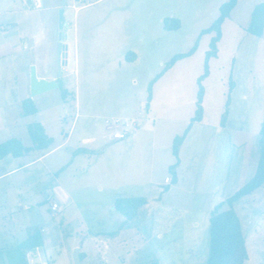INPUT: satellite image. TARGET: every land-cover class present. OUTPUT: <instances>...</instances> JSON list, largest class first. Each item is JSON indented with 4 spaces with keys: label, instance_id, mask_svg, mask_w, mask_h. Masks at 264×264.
<instances>
[{
    "label": "rangeland",
    "instance_id": "obj_1",
    "mask_svg": "<svg viewBox=\"0 0 264 264\" xmlns=\"http://www.w3.org/2000/svg\"><path fill=\"white\" fill-rule=\"evenodd\" d=\"M226 1L90 0V5L78 8L74 0H46L47 5L65 8V29L71 40L76 34L69 69L76 71L77 79L69 85L62 82L61 87L69 91L65 103L63 88L51 90L45 106L49 114L60 110L63 118L51 123L49 132L60 141L63 132L73 130L67 148L60 153L78 147L87 153L94 150L78 155L62 176L65 192H61L63 201L59 200L67 207L60 219L64 233L70 234L65 245L71 264H75L73 255L78 246L82 264H149L156 259L160 264L206 261L210 212L223 201L222 195L228 198L233 187L244 182V171L240 175L236 170L238 144L251 138L255 145L264 116V35L255 36L246 29L255 5L264 0H239L232 20L224 26L217 55L207 59L213 34H202V30L218 18L220 6ZM58 11L49 10L42 16L48 22L47 44L39 51L44 49L51 57V72H55L58 57ZM172 18L179 19L180 28H165L164 20ZM195 46L191 55L163 72L173 56ZM90 47L94 54L88 62ZM131 50L136 51L139 60H125ZM206 64L209 75L202 85L207 93L208 121L219 124L223 117V127L212 135L207 168L193 196L213 193L212 209L197 212L158 203L147 227L143 211L135 219H125L116 209L117 199L151 195L154 169V182L166 181L163 164L172 155L169 150L175 136L185 131L195 115L199 78ZM72 92L81 104V115L75 121ZM64 109L68 115L63 114ZM111 117L134 119L139 126L125 138L114 140L105 122ZM237 130L242 131L243 140ZM87 136L94 142L83 144ZM35 167L45 172L41 163ZM43 175L46 183L49 177ZM70 200L73 202L67 204ZM43 208L48 215L46 206ZM235 209L246 238V264H264V186L237 201ZM11 215L0 208V264H19L20 254L23 256L8 233ZM60 264L67 262L62 260Z\"/></svg>",
    "mask_w": 264,
    "mask_h": 264
},
{
    "label": "crops",
    "instance_id": "obj_2",
    "mask_svg": "<svg viewBox=\"0 0 264 264\" xmlns=\"http://www.w3.org/2000/svg\"><path fill=\"white\" fill-rule=\"evenodd\" d=\"M90 3L80 6L75 5L74 7L81 8L90 5ZM60 7V5H47L46 0H0V145L13 141L16 146L13 152L0 157V183L1 181L4 182L0 186V208L12 214L8 233L13 237V244L16 245V249L23 253V256L20 254L19 264L24 262L25 264H39L36 261L42 259V256L38 251L34 252V248H38L40 245L44 246L47 257L46 263L40 264H60L62 260L66 261L67 264H71L70 260L68 261L65 245V239L70 234L64 233L63 220L60 219L61 213L67 207L66 204H61L59 200L63 201L61 192H65L62 176L67 165L73 164L78 155L87 152L78 147L60 153V150L67 148L73 130L70 129L68 133L63 132V139L57 141L56 136L49 132V128L51 123H56L63 117L60 110L49 114V109L45 106L52 91L32 95L30 82L32 65L36 67L39 78L56 79L60 83L59 87H61L63 81L65 85H69L72 80L76 82V71L73 74L69 69V63L72 59V41L76 40V34L71 40L64 26L65 39L62 40L64 48L62 50L63 64L60 76L57 73L58 57L55 60V72H51V57L47 56V51L44 49L39 51L47 44L45 33L48 29V22L42 16L45 12L58 10ZM236 7L222 25L220 41L224 36V26L226 22L232 20V14ZM57 33H59V28ZM59 42L60 37L57 38L55 44L57 45ZM43 52L46 55L42 56ZM93 54V49L90 47L86 60H92ZM125 60L128 62L137 61L139 56L136 51L131 50L127 53ZM71 76H73V79H71ZM68 95L69 91L63 88L61 90L63 103L67 102ZM71 97L76 102L75 121L81 115V104L74 92H72ZM206 102L207 93L205 92L203 118L192 123L187 138L179 149L180 160L175 170L176 183L172 182L174 175L170 170L171 166L176 163L172 146L169 150L172 155H169L168 162L163 164V169L166 171V181L163 180L162 184H156L154 182L155 169L152 171L151 181H154L151 182V186L154 192L151 195L144 196L147 198V203L141 210L143 211V223L146 227L149 220L154 217L153 214L158 203L168 208L197 212H210L215 203L213 193L208 191L202 192L196 197L193 196L207 168V158L213 142L212 135L223 127V117L219 124L208 121L207 109L205 108ZM63 114L68 115V111L64 109ZM111 118L123 119L120 117ZM31 127L39 130L40 142L33 140ZM108 127L111 137L114 125L108 124ZM237 133L241 138L242 131L237 130ZM255 137L254 146L251 138H245L244 140L241 138L243 142L241 141L238 144L237 151L239 155L236 161V170L240 175L243 170L245 173L243 177L246 175V178H244V182L233 187L232 194L255 174L259 160V134ZM92 142H94V138L90 136L83 138L82 141L83 144H91ZM161 146L164 148L163 145ZM247 148L246 155L244 149ZM165 149L168 155V148ZM90 153H94V150L91 149L87 154ZM49 159L51 161L47 163ZM38 163L42 164L45 172H40L35 167ZM43 174L49 177V179H46V183L42 181ZM169 177L171 181L167 180ZM226 198L223 195L221 196L222 200ZM72 202L70 200L67 204ZM53 203H57V209L52 208ZM44 205L48 215L42 212ZM35 214L36 218H34ZM198 225L199 223L195 221L194 226L198 227ZM35 239L37 240L35 241ZM39 241L42 243H38ZM13 250L15 249L13 248ZM6 257L8 258V256ZM7 264L14 263L8 262Z\"/></svg>",
    "mask_w": 264,
    "mask_h": 264
},
{
    "label": "trees",
    "instance_id": "obj_3",
    "mask_svg": "<svg viewBox=\"0 0 264 264\" xmlns=\"http://www.w3.org/2000/svg\"><path fill=\"white\" fill-rule=\"evenodd\" d=\"M238 0H227L220 6L218 18L209 26L202 30L204 33H212L210 50L207 52V59L217 55L218 43L222 36V25L227 18L231 16L232 10L236 7ZM171 20V21H170ZM164 20L165 28L168 30L178 29L181 26L179 19ZM246 29L255 36L264 35V2L255 5ZM196 49L193 47L187 53L177 54L166 63L163 72L170 69L177 60L186 55H191ZM209 75L208 64L205 66L203 75L199 78V90L196 101V112L191 118L190 123L181 135L175 136L172 143L173 155L176 157V163L171 166L173 173L172 182L176 183V167L179 164V149L187 138L192 123L200 121L203 118L204 107L203 98L205 89L202 81ZM227 113V112H226ZM39 130L31 127V136L35 142H40ZM16 148L13 141L0 145V157L13 152ZM264 186V116L259 130V160L253 177L240 187L234 194L223 200L215 206L210 212L209 227V248L208 255L204 264H246L249 260V253L246 245V238L243 232L241 218L235 209V203L242 198L251 195L253 192ZM168 188V187H166ZM147 203L144 196H130L119 198L115 202L116 209L127 220H132L140 216L142 207ZM115 233H108V235ZM42 243V242H38ZM81 256V255H80ZM29 263V262H28ZM25 264V262L23 263ZM35 264V263H34ZM149 264H160L153 260Z\"/></svg>",
    "mask_w": 264,
    "mask_h": 264
},
{
    "label": "water",
    "instance_id": "obj_4",
    "mask_svg": "<svg viewBox=\"0 0 264 264\" xmlns=\"http://www.w3.org/2000/svg\"><path fill=\"white\" fill-rule=\"evenodd\" d=\"M66 23V18H65V8L60 7L58 11V27H59V37H60V42L58 44V76L61 75V66H62V57L63 53L62 50L64 48V45L62 44V40L65 39V32H64V26ZM30 82H31V93L32 95H37L49 90H52L54 88L59 87L60 83L58 80H48L44 78H39L36 73V67L32 65L31 67V72H30ZM38 251V253L41 254V258L36 261V263H46L47 257L45 254V248L43 245H40L38 248H34V252ZM73 260L75 264H82L81 256H80V248L75 247L74 249V255H73Z\"/></svg>",
    "mask_w": 264,
    "mask_h": 264
},
{
    "label": "built area",
    "instance_id": "obj_5",
    "mask_svg": "<svg viewBox=\"0 0 264 264\" xmlns=\"http://www.w3.org/2000/svg\"><path fill=\"white\" fill-rule=\"evenodd\" d=\"M75 3L80 5H85L90 3V0H74ZM106 123L110 125H114V129L111 132V137L114 140H119L122 138H125L129 132L132 130H136L139 126V124L133 119V120H121L118 118H107ZM167 180L171 181V178H167ZM53 209H57L58 205L57 203H53L52 205Z\"/></svg>",
    "mask_w": 264,
    "mask_h": 264
}]
</instances>
